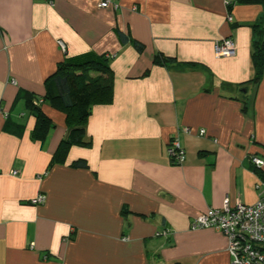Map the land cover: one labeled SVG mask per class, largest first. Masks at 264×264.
Segmentation results:
<instances>
[{
  "label": "crops",
  "instance_id": "1",
  "mask_svg": "<svg viewBox=\"0 0 264 264\" xmlns=\"http://www.w3.org/2000/svg\"><path fill=\"white\" fill-rule=\"evenodd\" d=\"M100 1L0 0V264H232L221 231L191 224L227 197L254 204L264 192V165L251 161L264 158L252 59L264 3ZM227 37L236 54L218 57ZM87 52L111 55L112 97L91 107L89 144L56 159L71 127L46 80ZM26 93L52 119L42 140Z\"/></svg>",
  "mask_w": 264,
  "mask_h": 264
},
{
  "label": "trees",
  "instance_id": "2",
  "mask_svg": "<svg viewBox=\"0 0 264 264\" xmlns=\"http://www.w3.org/2000/svg\"><path fill=\"white\" fill-rule=\"evenodd\" d=\"M238 2L264 3V0H238ZM254 28L256 38L252 59L256 74L253 81L258 83L264 73V28H259V25H254ZM119 37L123 42H133L140 51L144 49L142 43L125 32L120 31ZM109 61V55H98L94 52L67 57L46 80L47 97L58 101L65 108L66 120L71 127L69 136L62 141L59 147L56 159H60L74 144H89L85 140V135L91 107L95 103L108 102L112 97L113 75ZM174 61H176L175 58L169 56L156 55L154 58L155 63L166 64ZM25 95L28 106L36 118L33 135L42 140L53 125L52 119L43 112L41 103H38L41 101L39 96H33V99L27 97V93ZM75 165L87 166V163L80 159L75 162Z\"/></svg>",
  "mask_w": 264,
  "mask_h": 264
},
{
  "label": "built area",
  "instance_id": "3",
  "mask_svg": "<svg viewBox=\"0 0 264 264\" xmlns=\"http://www.w3.org/2000/svg\"><path fill=\"white\" fill-rule=\"evenodd\" d=\"M47 1L53 2L54 0ZM111 4L112 0H101L99 6L106 8ZM228 20L233 21L231 14L228 15ZM236 49L237 46L232 37L224 38L215 44V53L218 57L234 56ZM200 132L204 134L205 130ZM168 152L177 164L183 163L186 159L185 150L177 138L170 141ZM251 161L257 167L264 165V158L259 156L253 155ZM13 174H17V171ZM44 201L45 195L40 194L31 202L41 204ZM191 227L193 229L215 228L221 231L228 239L232 264H264V192L254 204L242 202L232 204L230 198L227 197L221 208L207 209L194 219ZM157 234L167 235L169 230L165 229Z\"/></svg>",
  "mask_w": 264,
  "mask_h": 264
}]
</instances>
